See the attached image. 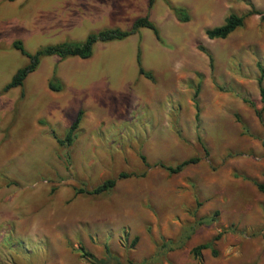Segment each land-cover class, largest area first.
<instances>
[{
    "label": "rangeland",
    "instance_id": "obj_1",
    "mask_svg": "<svg viewBox=\"0 0 264 264\" xmlns=\"http://www.w3.org/2000/svg\"><path fill=\"white\" fill-rule=\"evenodd\" d=\"M146 1L0 0V264H264V20L246 16L264 12V0H155L148 19L159 42L141 29L95 44L85 60L42 58L20 88L1 91L27 64L14 41L32 54L127 30ZM230 14L244 16L242 27L207 40ZM136 47L151 81L137 74ZM78 111L73 143L59 147ZM139 157L199 162L169 176ZM143 172L102 196L73 194ZM208 242L215 256L194 259L190 250Z\"/></svg>",
    "mask_w": 264,
    "mask_h": 264
},
{
    "label": "trees",
    "instance_id": "obj_2",
    "mask_svg": "<svg viewBox=\"0 0 264 264\" xmlns=\"http://www.w3.org/2000/svg\"><path fill=\"white\" fill-rule=\"evenodd\" d=\"M8 2H13L15 0H6ZM155 0H147L146 1V13L144 16L139 17L135 19L129 29L127 30H119V29H105L101 30L95 33H88L85 38L78 43H72V42H63L60 44L56 45H51V46H45L41 49H38L34 51L32 54L27 53L19 41H14L11 44V47L13 50L17 51L21 56H23L27 60V64L24 65L22 68L18 69L13 76L10 78L8 83H6L1 91L3 93L20 88L22 86V83L24 79L31 73H33L42 58H48V57H55L60 61H63L68 58H78L81 60L88 59L91 54H92V49L95 44H105V43H111V42H119L127 39L128 37L133 36L136 34L138 30L144 29L149 31L155 41L159 42V35L158 31L155 28V26L149 21L148 19V12L150 11L153 3ZM166 5H168L166 3ZM170 11L172 12L174 18L178 22H186L187 17L185 12L180 9V8H172L169 7ZM246 16H258L260 20H264V12H259L254 10L253 8H250V10L246 13ZM244 20V16L237 17L235 15L230 14L227 16L222 25L208 29L204 31V36L206 37L207 40H223L225 39L228 35H230L234 30L242 27ZM199 52L204 54L207 59H208V65L211 67V58L210 55L200 46H197L196 48ZM140 53H139V48L136 47L135 50V65L137 69V74L139 76H142L144 79L151 81V76L144 72L143 69L141 68L140 65ZM259 71V76L256 79V86H257V91H258V97L260 103H263L264 101V88L262 86V80H263V71L261 69ZM54 70H52V76L50 80L47 83V88L49 91L53 93H57L60 91V86L57 82V80L53 76ZM198 94V87H196L191 102L193 104V108L195 111L194 114V120L197 122L198 120V110H197V102H196V97ZM252 109H254V106L250 102H246ZM255 117L257 118L258 121H261L260 114L259 112L254 110ZM81 119V112L78 111L67 128L65 134L63 135L62 139H55L56 144L59 147H70L71 144L73 143V140L75 138V131L78 128L79 122ZM197 141L200 142L199 136H197ZM204 156H207V153L205 150H203ZM139 160L146 170L150 169H159L167 173V175L172 176V175H177L181 171H183L185 168L195 165L199 162L198 158H189L187 160H184L174 166H164L162 164L156 163L153 165H148L145 163V160L143 157H139ZM145 175V172L139 174V175H126V174H118L116 178L114 179H108L103 181L100 185L86 190V189H76L74 190L73 194L74 195H84V196H90V197H97V196H102L104 194H107L112 191V189L115 186L116 181L119 180H124L128 178H143ZM256 188L258 191H263L264 186H259L257 185ZM217 239L214 238L212 241H215ZM136 239H134L135 243ZM204 250H210L211 255L214 257L215 252L211 250V242L198 245L190 250V254L194 259H199L200 257V252ZM82 255L87 256L86 254L83 253L82 249L80 248L78 250Z\"/></svg>",
    "mask_w": 264,
    "mask_h": 264
}]
</instances>
